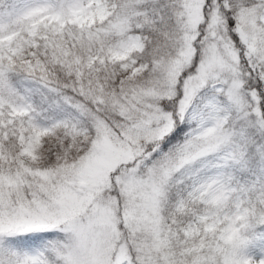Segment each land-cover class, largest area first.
Returning a JSON list of instances; mask_svg holds the SVG:
<instances>
[{"label": "snow or ice", "instance_id": "obj_1", "mask_svg": "<svg viewBox=\"0 0 264 264\" xmlns=\"http://www.w3.org/2000/svg\"><path fill=\"white\" fill-rule=\"evenodd\" d=\"M0 264H264V0H0Z\"/></svg>", "mask_w": 264, "mask_h": 264}]
</instances>
